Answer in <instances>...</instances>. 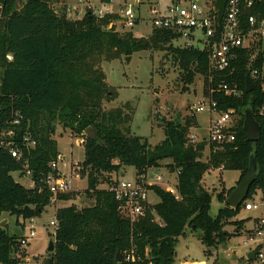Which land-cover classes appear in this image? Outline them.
I'll list each match as a JSON object with an SVG mask.
<instances>
[{"label": "trees", "instance_id": "1", "mask_svg": "<svg viewBox=\"0 0 264 264\" xmlns=\"http://www.w3.org/2000/svg\"><path fill=\"white\" fill-rule=\"evenodd\" d=\"M60 1L67 0H0V125L13 129L15 148L21 154L20 161L7 153L0 155V216L31 220L49 206L50 193L43 180L51 173L50 165L58 161L53 136L60 126L84 140L80 172L82 177L86 175L85 193L93 204L56 209L54 252L46 257L51 264H175L176 244L187 230L199 233L208 254L210 249L225 247L234 235L223 227L229 222L238 235L242 223L231 220L240 210L224 205L232 189L222 190L217 199L223 206L211 217L212 195L201 184L203 176L211 169L237 171L238 184L253 157L257 172L248 198L260 192L264 200V119L257 113L264 105V91L255 85L253 92L245 93L248 53L241 52L234 74L226 79L237 83L241 96L226 97L219 92V79L208 69L206 54L174 48L176 35L172 32L153 29L148 38L120 33L113 23L119 17L114 14L97 17L87 12L80 20L69 21L51 7ZM245 1L240 0L242 5ZM243 13L244 18L263 17L264 5ZM151 51L168 52L172 63L183 70L186 85H192L195 73L202 75L206 96L218 104V111L234 110L239 118L231 130L235 141L215 153L211 147L206 163L201 161L206 141L192 144L188 139L189 131L196 127L194 116L185 117L183 123L166 122L164 141L151 148L145 139L130 134L134 113L130 103L103 110V104L113 102L117 93L106 84L101 63ZM247 109L261 128L258 143L246 141L243 121ZM16 115L19 124L12 126ZM87 129L95 132L94 140L84 135ZM162 166L177 174L176 195L152 187L158 202L147 206L137 221L124 219L111 193L98 189L102 174L132 167L136 182L141 183L150 169ZM27 171L34 183L31 189L12 177ZM69 200L67 194L58 197V201ZM20 237L10 236L5 226L0 227V264H19L13 255Z\"/></svg>", "mask_w": 264, "mask_h": 264}, {"label": "rangeland", "instance_id": "2", "mask_svg": "<svg viewBox=\"0 0 264 264\" xmlns=\"http://www.w3.org/2000/svg\"><path fill=\"white\" fill-rule=\"evenodd\" d=\"M21 1L25 3L27 0ZM174 1L176 0H111L110 5L103 6L98 0H83L81 4L67 0L54 3L51 7L58 15L65 14L69 21H77L82 19L87 12H92L97 17H103L106 12L110 11L119 17L125 6H139V11L135 14V25L130 30L126 29L119 19L113 23L120 33L130 32L135 37L148 38L153 30L149 7L157 6L163 10ZM180 1L187 5L194 0ZM197 2L200 8L205 9L210 0H198ZM172 45L174 48H178L176 42ZM100 67L105 75L106 84L114 88L117 93V98L113 102L103 104V110L109 111L130 103L134 109L130 134L145 139L151 148L164 141L163 126L166 122L183 123L185 117H192L191 108L202 101L203 96L207 97L203 76L195 73L192 85L184 84L183 70L172 63L170 54L166 51L140 52L131 56L128 63L126 58L122 57L119 60L102 62ZM210 118L211 116L206 113L195 114L196 127L189 131L188 139L194 140V143H200L206 139ZM235 119L236 122L239 120L238 117ZM53 139L57 143L59 153L57 166L62 175H69L71 165L73 169L75 167L82 169L84 140L71 136L68 130H64L60 126L56 127ZM208 157L209 151L206 146L201 161L206 163ZM157 175H161L163 178L162 183L159 184L163 190L168 191V188H175L177 178L165 166L150 169L147 179L152 181ZM12 177L17 183L29 189L30 179L25 174L13 173ZM118 179L134 182L135 170L132 167H124L116 174H102L99 178L98 189L106 190L114 180ZM239 179V172L223 169H211L203 176L201 184L212 195L209 210L211 217H215L223 206L218 202L217 195L222 190L233 189ZM86 189L85 175L74 182L72 191L67 194L71 200L57 201L46 207L37 218L32 219L35 237L27 249L28 252L35 253L32 258L41 261L47 257V247L53 240L52 236L55 230L49 224L55 221L56 209L71 206L82 209L93 204V200L85 193ZM150 200L153 205L158 202L154 195ZM260 200L261 194L257 192L254 202L258 204ZM254 217V214L239 211L238 215L231 220V222L242 223V229L238 235L235 234L234 227L229 222L226 223L223 230L234 236L229 239L225 247L218 250L210 249L209 254L206 253L208 250L199 241V233H190L187 230L176 244L175 264H244L242 261L250 249L243 244L245 232L251 229ZM3 221H6L4 226L8 235L23 236L27 234V230L22 228V219L2 214L0 223ZM25 226H29L28 221L25 222Z\"/></svg>", "mask_w": 264, "mask_h": 264}, {"label": "built area", "instance_id": "3", "mask_svg": "<svg viewBox=\"0 0 264 264\" xmlns=\"http://www.w3.org/2000/svg\"><path fill=\"white\" fill-rule=\"evenodd\" d=\"M71 1L80 4L83 2V0ZM197 1L194 0L185 5L180 0H176L163 10L157 6L149 7L152 28L172 32L176 35V39L172 43L176 42L180 49H194L205 53L208 69L219 79V92H222L226 97L239 98L241 96L237 83L232 80L226 81V79L234 74L235 64L240 58L241 52L246 51L248 53L246 76L249 75L254 90L255 85H258L261 91H264V16L244 18L243 13L255 5H264V0H246L243 5L240 0H227L224 15L219 24L215 0H210L205 9L200 8ZM138 11L139 6L133 5H127L121 10L119 20L126 29L130 30L135 25V14ZM110 13L108 11L105 14ZM217 106L218 104L212 101L209 95L203 96V100L191 108L192 117L195 114L203 113L211 116L208 135L204 140L209 151L212 147L213 153L235 141V135L231 131L236 123L235 111L219 112ZM257 113L260 118L264 119V105L258 109ZM18 124L19 117L16 115L10 125ZM14 135L13 129L0 125V155L7 153L16 161H20L21 154L15 148ZM25 141L28 142V139ZM190 143L194 144V140H190ZM30 145L33 147L34 143ZM71 166L69 175L65 176L58 169L57 162L50 165L51 173L43 180L50 193L49 205L55 204L60 195L69 194L74 182L80 180L81 169L76 167L73 169ZM25 175L29 178L30 173L27 171ZM147 177L148 175L143 177L141 183L136 180L134 182L114 180L106 189L119 203V213L124 219L131 222L137 221L144 216L145 208L153 205L150 200L152 197L151 188L159 186L163 178L161 175H157L152 181H149ZM33 187L34 183L30 180L29 189ZM174 191V189L168 188V192L172 195L176 194ZM255 196L247 197L238 208L240 211L249 212L255 216L251 222V229L245 232L243 244L250 249L242 261L244 264H264V200L261 197L260 203L256 204ZM27 221L29 222L28 227L25 226ZM49 226L55 228V233L58 227L57 222H50ZM22 228L27 230V234L20 237L18 250L14 253L13 258L18 259L19 264H44L46 259L36 260L27 252L30 242L35 237L32 219L23 221ZM249 254H253L252 260L247 258Z\"/></svg>", "mask_w": 264, "mask_h": 264}, {"label": "water", "instance_id": "4", "mask_svg": "<svg viewBox=\"0 0 264 264\" xmlns=\"http://www.w3.org/2000/svg\"><path fill=\"white\" fill-rule=\"evenodd\" d=\"M227 0H215V7L217 9V22L220 23L223 15L225 4ZM131 57H126V62L128 63ZM245 93L249 94L254 91V86L252 84L249 75L245 78ZM243 131L246 135V141L248 143H258L261 139V128L258 123L254 120L251 110L247 109L244 112L243 121ZM84 135L90 139L94 140L96 135L92 129H87ZM257 172L256 161L253 157L250 158L248 172L246 176L231 190L230 194L226 198L224 205L232 210H237L244 200L248 197L250 189L255 182ZM6 221L0 223V227L3 228ZM54 252V241L50 242L47 247V253L52 254ZM248 259H253V254L247 256ZM120 258L118 257V261ZM44 264H51L49 258H47Z\"/></svg>", "mask_w": 264, "mask_h": 264}, {"label": "crops", "instance_id": "5", "mask_svg": "<svg viewBox=\"0 0 264 264\" xmlns=\"http://www.w3.org/2000/svg\"><path fill=\"white\" fill-rule=\"evenodd\" d=\"M147 175H148V173H147ZM56 211V210H55ZM55 214V213H54ZM52 238H53V236H52ZM53 241V240H52ZM27 252H28V250H27ZM28 255L29 256H34L35 255V253H30V252H28Z\"/></svg>", "mask_w": 264, "mask_h": 264}]
</instances>
